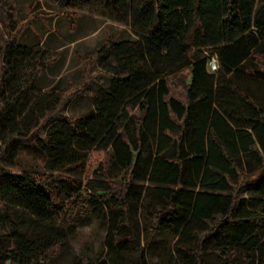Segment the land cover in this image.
<instances>
[{"label":"trees","instance_id":"obj_1","mask_svg":"<svg viewBox=\"0 0 264 264\" xmlns=\"http://www.w3.org/2000/svg\"><path fill=\"white\" fill-rule=\"evenodd\" d=\"M52 1L73 25L72 9L89 0ZM103 1L122 13L107 18L137 40L109 36L89 53L86 70L95 63L111 83L90 110L70 118L58 110L76 95H91L95 77L85 71L80 84L66 89L53 79L46 91L37 88L58 56L18 44L9 0L16 27L0 47V131L9 124L21 129L0 150L6 154L13 142L36 135L47 171L0 167V199L57 227L92 215L102 220L112 264L131 249L146 264L131 223L135 211L148 224L144 245L173 235L166 264H204L207 252L223 264H264V102L239 85L264 84V0ZM94 151L107 159L93 184L65 174L82 172ZM12 220L0 213V226ZM13 232L16 246L0 254V264H48L66 240L60 231L36 240ZM70 264L106 261L93 263L81 251Z\"/></svg>","mask_w":264,"mask_h":264},{"label":"rangeland","instance_id":"obj_2","mask_svg":"<svg viewBox=\"0 0 264 264\" xmlns=\"http://www.w3.org/2000/svg\"><path fill=\"white\" fill-rule=\"evenodd\" d=\"M15 10V16L18 20L20 31L17 36V42L20 45L33 48L35 46L43 47L52 53L57 54V60L46 66L41 78L37 81V88H43L47 82L53 79H60L51 76L46 71L49 66H57L60 60H67L68 57H75L82 65V73L79 79L75 80L69 76L65 78L64 86L60 89H66L69 82L80 84L83 75L86 71L88 76H94L95 80L89 83L91 95L79 94L71 98L58 110V114L75 118L90 110L82 112V108L75 104L74 100L80 96H93L91 87L96 86L101 89L105 88L106 81L111 80L99 73V67L94 63L86 70L85 60H88L89 53H94L98 46L101 45L107 37L111 36L116 41L125 40L130 37V28L118 23L115 20L107 18V16L121 17L122 13L119 8L108 6L103 0H89L82 6L72 9L75 12L73 16L74 24L71 25L70 18L65 13V10L58 7L52 0H12ZM11 5L9 0H0V47L3 42L9 37L10 29L14 28V23L11 20ZM93 23V26L91 25ZM16 27V26H15ZM93 29V38L80 42L79 44L69 45L64 48H56L62 44L70 42L77 33L82 34L86 30ZM84 34V33H83ZM50 46L47 48L44 44ZM60 85V84H59ZM242 89L247 91L259 103L264 102V84H259L251 80L239 81ZM8 92H4L1 99L6 98ZM50 123V122H49ZM49 123L45 124V129ZM20 124L15 126L7 125L0 131V146L9 137H17ZM23 131V129H22ZM107 159V154L102 151H94L88 158L82 172L65 173L72 175L77 182L85 184L88 181L93 184V180L98 179L94 170L98 168L100 161L104 162ZM46 154L37 143V136L32 140L24 137L23 140H17L12 143L8 152L2 154L0 150V167L12 165L15 167L28 169L34 172H45L46 169ZM64 174V175H65ZM16 199V198H14ZM11 200L0 199V213L11 214L13 220L10 226H0V254L6 249L15 248L14 229H18L25 234L27 239H38L39 237L53 236L54 231L63 232L66 235V240L60 253L48 264H70L77 259L79 252L85 251L93 263L105 260L106 264H112L107 255L105 247V223L91 216L88 221H78L71 223L63 221L60 226L51 225L46 221H42L29 212L11 203ZM134 232L138 234L140 243L143 245V256L146 264H166L172 257V244L174 237L170 233H162L157 235L154 243L144 245L147 234L148 224L140 218L135 211L131 217ZM146 223V224H145ZM35 239V240H36ZM138 249H131L127 252H121L115 260L119 264H138ZM204 264H223L226 259L219 258L214 252H207L202 255ZM235 258L240 262L239 254Z\"/></svg>","mask_w":264,"mask_h":264},{"label":"crops","instance_id":"obj_3","mask_svg":"<svg viewBox=\"0 0 264 264\" xmlns=\"http://www.w3.org/2000/svg\"><path fill=\"white\" fill-rule=\"evenodd\" d=\"M91 25L93 26V23H91ZM80 32L77 33V36H75L70 42H68L67 44H62L61 46H58L56 48H64L66 46L71 45H75V44H79L82 41H85L86 39L89 40L91 38H93V29L92 27L88 30H86L85 32H81L82 34H79ZM84 33V34H83ZM130 37H128L125 40H129V41H136L137 37L135 35H133L132 33H129ZM119 41V40H118ZM41 44H44V40H42ZM47 48H49L50 46H48L47 44H44ZM82 69H83V65L75 58V57H68L67 60H60V62L57 63V66H49L47 67L46 71L48 72L49 75L54 76L58 79H60L59 86H64L65 84V78L67 76L77 80L80 78L81 73H82ZM111 83V80L106 81L104 87L107 88ZM92 90V94L93 96H80L77 97L74 102L75 104H77L78 106H80L82 108V112L87 110V109H91L93 107V101H94V97L98 94V92L100 90H102L99 87L93 86L91 87Z\"/></svg>","mask_w":264,"mask_h":264},{"label":"built area","instance_id":"obj_4","mask_svg":"<svg viewBox=\"0 0 264 264\" xmlns=\"http://www.w3.org/2000/svg\"><path fill=\"white\" fill-rule=\"evenodd\" d=\"M207 65L211 71H215L218 68L217 61H216L215 57H210L208 62H207Z\"/></svg>","mask_w":264,"mask_h":264}]
</instances>
